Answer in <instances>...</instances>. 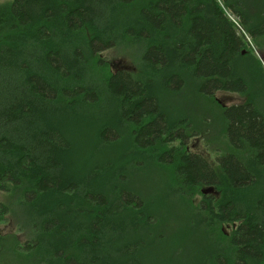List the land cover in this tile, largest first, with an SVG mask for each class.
I'll use <instances>...</instances> for the list:
<instances>
[{
  "label": "trees",
  "instance_id": "obj_1",
  "mask_svg": "<svg viewBox=\"0 0 264 264\" xmlns=\"http://www.w3.org/2000/svg\"><path fill=\"white\" fill-rule=\"evenodd\" d=\"M243 35L264 40V0L1 3L0 225L15 233L0 231V258L177 264L151 251L167 241L153 233L167 219L132 186L155 165L170 176L163 190L187 201L190 225L227 247L226 255L204 262L194 253L182 264H264V115L236 69ZM134 46L148 73L107 57ZM184 75L201 96H247L222 107L227 149L213 161L187 150L198 130L163 108ZM113 150L116 159L93 161Z\"/></svg>",
  "mask_w": 264,
  "mask_h": 264
},
{
  "label": "rangeland",
  "instance_id": "obj_2",
  "mask_svg": "<svg viewBox=\"0 0 264 264\" xmlns=\"http://www.w3.org/2000/svg\"><path fill=\"white\" fill-rule=\"evenodd\" d=\"M9 1L11 0H0V4ZM229 18L235 22L237 20L234 16L232 17L229 15ZM239 31L243 34L241 29ZM242 37L245 41V47L242 49L240 56L236 57V69L239 75L247 79V94L257 106L260 113L264 115V40L260 38L254 41V39L252 40V38L250 39L248 36L243 35ZM107 57L115 67L129 68L131 72L134 73L149 72L140 62L138 58V48L136 46L131 48H117L108 52ZM183 77L185 78L186 75ZM96 87L100 88L97 84ZM183 88L182 91H178L177 94L165 93L162 104L163 108L170 117H184L196 127L199 133L188 139V147L197 151H201L202 149L208 158L213 161L217 155L216 150L227 149L223 130L225 123L222 118V107L240 103L246 100L247 96L221 92L216 93L213 98L201 96L196 90L194 81L188 76L184 80ZM97 90L99 91L98 95H100V89ZM96 115V113H90L92 117ZM83 116H86V114H83ZM127 129V127H123L120 132L125 134L128 132ZM204 144L207 146L210 153L206 151ZM96 155L93 157V161L101 163L103 161L116 159L118 151L113 150L105 155H101L100 153ZM167 180H170L169 173L162 167L155 165L143 168L141 174L135 175L133 178L132 186L135 188V192L145 201L149 200L156 202L151 205V207L155 208L159 206L158 216L167 219L160 228H155L153 232L164 239L166 238L167 241L165 240L166 242L164 243L157 242L155 245H158L156 247L154 246L155 250L153 249L151 251L162 257H173L177 264H182V262L186 261L194 253H203L201 260H204V262L213 254L219 253L221 255H226L227 247L221 238H216L214 236L208 237L207 234L202 231H196L195 228L190 225V215H192V213L187 201L178 195L167 192L166 189L163 190ZM169 185L170 183H168L167 186ZM258 189L263 192L262 185L258 187ZM199 198V195H194L191 199L192 205H195V199ZM160 202H162L161 205H158ZM182 220L187 222V225L185 224L186 226L181 224ZM0 231L1 233H15L14 228L10 225H0ZM176 231H178V233L174 239L173 233ZM19 238H21V235ZM200 248H202L203 252ZM0 264L19 263L11 256H3L0 258Z\"/></svg>",
  "mask_w": 264,
  "mask_h": 264
},
{
  "label": "flooded vegetation",
  "instance_id": "obj_3",
  "mask_svg": "<svg viewBox=\"0 0 264 264\" xmlns=\"http://www.w3.org/2000/svg\"><path fill=\"white\" fill-rule=\"evenodd\" d=\"M229 15H230V14L228 13L227 16L229 17ZM230 16H231V15H230ZM232 17H233V16H232ZM229 19H230V18H229ZM235 20H236V19H235ZM233 22H234V23H235V24L241 29L240 24L238 23L237 20H236V22L233 20ZM241 30H242V29H241ZM249 38H250V37H249ZM250 39H251V38H250ZM252 40H253V39H252ZM242 42H243V45H244V47H245V41H244V38L242 39ZM242 102H243V101H242ZM223 107H224V106H223ZM186 148H187V150H190V149H191L190 151H193V150H194L193 152H195V153H196V152H201V151H199V150L197 151V150H195V149H192V148L188 147V145L186 146ZM196 149H197V148H196ZM201 150H202V149H201ZM208 189H211V191H212V188H208ZM204 190H205V189L202 190L203 193H205Z\"/></svg>",
  "mask_w": 264,
  "mask_h": 264
},
{
  "label": "water",
  "instance_id": "obj_4",
  "mask_svg": "<svg viewBox=\"0 0 264 264\" xmlns=\"http://www.w3.org/2000/svg\"><path fill=\"white\" fill-rule=\"evenodd\" d=\"M204 191H205V193H206V192H211V189H206V190H204Z\"/></svg>",
  "mask_w": 264,
  "mask_h": 264
}]
</instances>
